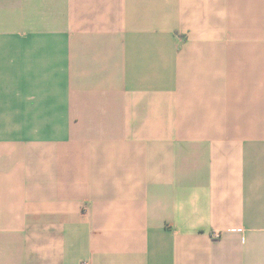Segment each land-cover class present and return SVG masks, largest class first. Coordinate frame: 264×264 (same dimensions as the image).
Wrapping results in <instances>:
<instances>
[{"label":"crops","instance_id":"crops-1","mask_svg":"<svg viewBox=\"0 0 264 264\" xmlns=\"http://www.w3.org/2000/svg\"><path fill=\"white\" fill-rule=\"evenodd\" d=\"M0 264H264V0H0Z\"/></svg>","mask_w":264,"mask_h":264}]
</instances>
